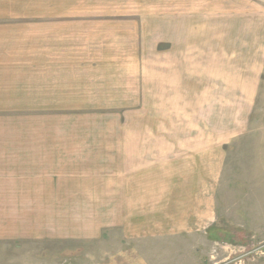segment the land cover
<instances>
[{"label":"rangeland","instance_id":"1","mask_svg":"<svg viewBox=\"0 0 264 264\" xmlns=\"http://www.w3.org/2000/svg\"><path fill=\"white\" fill-rule=\"evenodd\" d=\"M130 3L137 7L133 11H144V15L118 17L128 20V23L114 26L121 30L96 32L97 37L105 40H98L92 53L87 54L94 60L91 75L96 77L95 82L99 84L104 80L108 86L105 94L100 95L97 87L86 85L85 80L79 82L80 90L89 94L54 98L62 102L60 107H70L68 110L0 112V115L11 114V118L15 115L17 119V123L9 126V121L1 118L0 134L4 130L11 132L17 141L25 137L23 135L33 134L34 146L38 145L36 141H47L48 138H39L40 135L99 137V141L106 143L96 145L102 148L97 152H107L102 156L107 160L103 163L97 160L102 165L95 169L105 174L107 162L113 168L119 164V168L124 167L127 163L137 167V161H133L137 153L122 137H139L146 141L160 136L183 141L185 136L195 137L202 130H208L204 126L211 125L212 121L233 119L248 99L239 91L249 90L254 75L258 87L253 100L256 104L264 103V0H203L199 1L200 7L197 2L191 6L188 0H145L144 6L142 3L136 5V1ZM105 18L96 17L97 20ZM199 40L207 43L208 50L222 49L223 60L218 64L201 65L194 57L190 58L188 52L194 49L188 48V41ZM252 41L257 44L254 49L249 48ZM256 49L258 62L248 63ZM230 52H237V59L231 58ZM232 60L235 63H231ZM203 71L221 74L225 78V89L217 82L219 94H200L208 90L201 89L199 77L191 80V76L194 73L199 76ZM233 87H239V91L233 92ZM39 102L34 99V103ZM244 114L241 112V118ZM252 115L258 119L263 118L264 113L254 111ZM39 145L40 151L34 152V159L25 161L23 166L31 165L34 173L45 176L54 171L58 161L42 157L59 151L49 152L44 143ZM128 146L135 154L132 153L134 158L129 161L127 156L124 160L122 154ZM150 155L147 153L139 158L143 157V162L148 163L155 159ZM181 156L177 169L188 171V195L180 182L175 193L167 191L165 194L166 197L175 196L170 203H183L188 199V234L176 231L166 237L161 232L155 235L148 231L126 232L120 226H113L103 229L96 238L88 239L76 235L58 237L52 231L44 240L1 241L0 264H264V191H257V199L249 202L250 191L243 180L245 177L232 172V153L226 161L229 168L221 172L219 186L215 165V172L207 182L201 175V155L188 152ZM66 164L72 166L73 161L67 160ZM119 168L116 175L120 174ZM84 170L87 169H80ZM75 177L81 178L76 179V186L82 190L78 194L87 197L85 203H114L115 199L119 203V194L111 192L112 186L97 184L87 175ZM41 186L36 181L32 187L40 189ZM17 188V203H69L66 201L69 198L65 199L61 193L49 197V191H20L21 183ZM134 194H129L131 203L137 201L132 199ZM169 199L162 203H169ZM61 208L57 206L55 212ZM149 221L151 225L161 223L164 228L168 226L175 231L168 215ZM26 225L18 223V231L22 229L24 233ZM143 225L147 227L149 223Z\"/></svg>","mask_w":264,"mask_h":264},{"label":"crops","instance_id":"2","mask_svg":"<svg viewBox=\"0 0 264 264\" xmlns=\"http://www.w3.org/2000/svg\"><path fill=\"white\" fill-rule=\"evenodd\" d=\"M132 1H136V5H145V0H0V112L68 110L70 107H60L63 106L62 102L54 98L84 95L85 91L80 90V83L85 80L86 85L97 87L100 95L105 94L108 86L104 80L99 84L95 82L96 77L91 75L94 60L87 54L89 51L92 53L98 40H105L97 37L96 32L121 30L114 26L128 23V20L117 19L118 17L130 14L144 15V11H133L137 10V7H133L134 4L131 6ZM188 1L191 6L197 2V7H200L202 4L200 5L199 1L203 0ZM96 17L106 18L97 20ZM131 29L134 31V28ZM253 41L249 48L256 47L257 44ZM205 44L207 43L204 40L188 41V48L192 46L194 49L188 52L190 58L194 57L201 65L218 64L223 60L222 49L208 50ZM229 54L231 58L237 59V52ZM251 55L252 59H249L248 63L256 64L257 49L253 50ZM233 62L235 63V60L231 61ZM198 77L201 89L208 90L201 91L200 94H219L220 82L221 89H225V78L219 73L203 71L199 76L194 73L191 80ZM250 81V88L246 92L239 91V87L232 89L233 92L239 91L248 97L247 102L243 103V109H239L233 119L212 121L211 125L204 126L208 130H202L200 135L195 137L185 136L183 141H178L175 137L166 140L160 136H152L146 141H141L139 137H122L137 153L135 155L130 146L125 147L126 152H122L124 160L125 156L128 161L132 160L133 153L136 156L133 161H137V167L127 163L124 167L119 168V164L117 168H113V165L107 162L105 174L99 170L96 172L95 169L102 165L97 163V160H101V163L107 160L102 157L106 156L107 152H97L102 148L96 145L106 143L99 141V137L40 135L39 138H48L50 141L40 140L36 141V144L44 143L49 152L59 151L42 157L56 158L58 161L56 170L43 176L34 173L30 169L31 165L23 166L25 161L34 159V152L40 151V145L34 146L35 136L23 135L25 137L17 141L15 135L10 134L11 132L5 133L4 130L3 134H0V242L20 238L44 240L52 231L57 233L58 237L76 235L90 239L96 238L103 229L113 226H120L121 230L126 232L148 231L153 235L161 232L166 237L176 231L188 234V199L185 198L183 203H170L174 201L175 196L166 197L165 194L167 191L175 193L177 183L180 182L179 184H184L188 195V171L177 169L178 161L182 159L181 154L188 152L201 155V175L206 177L207 182L210 174L215 172L214 165L216 166L218 186L221 183L222 170L224 172L229 168L226 161L232 153V172H239L245 177L243 180L250 191L249 202L254 203L253 200L257 199L255 193L264 191V116L254 119L252 114L254 111L264 113V103L254 102L253 97L256 96L258 87L256 76ZM68 89L69 91H65ZM87 94L89 92L85 93ZM34 99H39L40 102L34 103ZM241 112H245L242 118ZM11 116L0 115V119L5 118L4 120L9 121V126H12L17 123V119L15 115L13 118ZM26 123L25 120L24 124ZM191 145L196 146L192 148ZM147 153L155 157L148 163L143 162V157L139 158ZM67 160L73 161V165L67 166ZM118 168L120 174L116 175ZM62 169L63 171H59ZM82 175L89 176L87 178L91 180L95 179L97 184L112 186L111 192L119 194V203L116 199L114 203H85L87 197L78 194L82 190L76 186V179L79 181L81 178L75 177ZM181 177L185 178L182 180ZM36 181L42 184L40 189L32 187ZM203 182L205 183V180ZM20 183V191H49V197H56V193H61L65 199L69 198L66 200L69 203H17V186ZM110 189L104 191L109 192ZM130 192L135 193L132 199H137L136 203L129 202ZM168 198L169 203H164ZM71 200L77 203H70ZM57 206L62 208L56 213ZM164 208L167 211H163ZM162 215H168L172 219L175 231H171L168 226L164 228L161 223L151 225V218L156 219ZM18 223L27 224L24 233L21 232L22 229L18 231ZM148 223L147 227L143 225ZM76 225L79 227L76 228ZM80 225L83 228H80ZM1 250L0 248V256Z\"/></svg>","mask_w":264,"mask_h":264}]
</instances>
